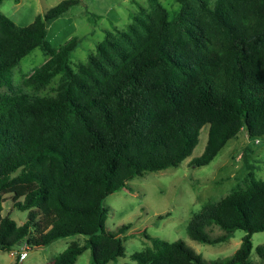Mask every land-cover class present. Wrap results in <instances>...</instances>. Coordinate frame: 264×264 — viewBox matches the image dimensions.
<instances>
[{"label":"trees","instance_id":"trees-1","mask_svg":"<svg viewBox=\"0 0 264 264\" xmlns=\"http://www.w3.org/2000/svg\"><path fill=\"white\" fill-rule=\"evenodd\" d=\"M78 3L63 0L24 27L0 12V88L10 86L9 72L37 48L51 57L27 84L61 77L53 97L0 98V214L7 193L15 208L29 210L20 226L0 215V251L20 241L34 248L80 236L82 243H69L49 264H74L87 250L90 264H109L124 256L120 237L130 225L106 231L108 196L145 173L177 168L204 127L205 149L190 167L208 165L241 131L250 142L264 139V9L218 0L204 15L184 6L168 22L157 6L154 17L128 33H107L96 55L73 71L69 56L77 41L55 52L46 37L47 27ZM236 230L244 236L227 258L206 262L182 241L154 238L130 260L252 264L251 237L264 233V180L251 172L185 227L189 239L206 245L225 243ZM256 254L264 260V243Z\"/></svg>","mask_w":264,"mask_h":264},{"label":"rangeland","instance_id":"rangeland-1","mask_svg":"<svg viewBox=\"0 0 264 264\" xmlns=\"http://www.w3.org/2000/svg\"><path fill=\"white\" fill-rule=\"evenodd\" d=\"M63 0H4L0 12L16 26L31 24L36 16ZM218 0H79L66 14L47 27L46 40L52 50L57 52L71 39L77 41L69 56L73 71L81 64L86 65L88 57L96 55V47L102 43L106 34L118 38L128 33L129 27H137L156 14L160 6L172 22L181 9L186 6L191 13L204 15L212 10ZM238 5H253L264 9V0H233ZM51 56L42 48H37L24 57L13 68L7 79L10 86L0 88L1 97L26 95L28 99L55 96L60 83L58 75L44 86L27 84L28 79L41 68ZM1 100V99H0ZM207 127L200 130L198 143L190 157L177 168L158 172H148L127 182L126 187L103 201L107 210L105 229L115 232L122 225L130 228L120 237L124 256L109 264H138L130 260L131 254L152 247L157 238L166 242L182 241L203 260L210 262L231 256L240 246L244 232L236 230L233 237L225 243L206 245L188 238L185 227L193 214L199 212L208 202H218L230 196L242 186L248 173L255 179L264 180V139L259 143L250 142L244 131L227 143L217 156L206 166L194 168L189 162L201 156L207 142ZM1 217L9 216L16 225L27 221L29 210L19 211L13 206L12 194H4ZM35 220L41 226L43 215L38 213ZM31 235L35 234L31 228ZM213 235L219 231L213 228ZM82 237H68L55 240L44 248H31L25 241L17 243L10 252L0 251V264H49L69 243ZM252 251L249 260L252 264H264L256 254V248L264 243V233L251 237ZM26 248L27 257L21 262L20 253ZM74 264H90V251L83 252Z\"/></svg>","mask_w":264,"mask_h":264},{"label":"built area","instance_id":"built-area-1","mask_svg":"<svg viewBox=\"0 0 264 264\" xmlns=\"http://www.w3.org/2000/svg\"><path fill=\"white\" fill-rule=\"evenodd\" d=\"M256 144L259 143L258 140L255 141ZM27 256V253H26V248L20 253V259L23 260L25 259V257Z\"/></svg>","mask_w":264,"mask_h":264},{"label":"water","instance_id":"water-1","mask_svg":"<svg viewBox=\"0 0 264 264\" xmlns=\"http://www.w3.org/2000/svg\"><path fill=\"white\" fill-rule=\"evenodd\" d=\"M44 247H46V246H38V247H35V248H44Z\"/></svg>","mask_w":264,"mask_h":264},{"label":"crops","instance_id":"crops-1","mask_svg":"<svg viewBox=\"0 0 264 264\" xmlns=\"http://www.w3.org/2000/svg\"><path fill=\"white\" fill-rule=\"evenodd\" d=\"M51 245V244H50ZM27 257V256H26ZM26 257H25V259H26ZM25 259H23V260H25ZM23 260H21V262L23 261Z\"/></svg>","mask_w":264,"mask_h":264}]
</instances>
